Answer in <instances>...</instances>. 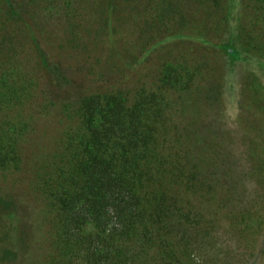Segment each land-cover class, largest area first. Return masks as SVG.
I'll return each mask as SVG.
<instances>
[{"label":"rangeland","instance_id":"rangeland-1","mask_svg":"<svg viewBox=\"0 0 264 264\" xmlns=\"http://www.w3.org/2000/svg\"><path fill=\"white\" fill-rule=\"evenodd\" d=\"M9 2L19 15L0 7V264H264V0ZM236 28L239 57L226 58ZM92 94L122 97L154 183L132 232L98 239L89 225L67 240L35 185L67 155Z\"/></svg>","mask_w":264,"mask_h":264},{"label":"trees","instance_id":"trees-1","mask_svg":"<svg viewBox=\"0 0 264 264\" xmlns=\"http://www.w3.org/2000/svg\"><path fill=\"white\" fill-rule=\"evenodd\" d=\"M12 6L9 0H0V7L7 10L5 16L11 20L19 15ZM237 28L226 36L225 47L220 49L226 58L239 57L237 49L230 47L236 40ZM254 57L264 59V55L254 54ZM257 63L264 68L262 61ZM116 95L101 102L95 94L86 97L80 108L81 124L71 136L67 155L59 156L62 161L59 166L56 163L50 170L44 169L43 177L36 182V187L47 191L55 213L52 220L55 231L62 227L67 240L71 231L78 233L89 225L98 239L123 236L144 219L150 198L146 189L150 191L154 183L147 181L146 169L154 171L156 168L149 161L150 147L141 142L143 132L131 122L135 116L126 110L122 97ZM94 115L100 118L98 128L92 125ZM241 117L240 113L236 119L242 121ZM217 129H222V133L227 131L229 138L239 133L233 127ZM65 156L67 159L63 160ZM99 263L92 259V264Z\"/></svg>","mask_w":264,"mask_h":264}]
</instances>
